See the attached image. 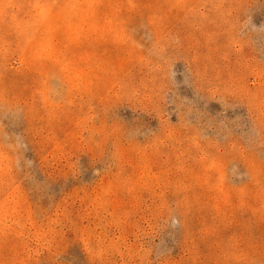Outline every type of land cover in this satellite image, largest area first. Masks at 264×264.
I'll list each match as a JSON object with an SVG mask.
<instances>
[{
  "label": "rangeland",
  "instance_id": "374dc122",
  "mask_svg": "<svg viewBox=\"0 0 264 264\" xmlns=\"http://www.w3.org/2000/svg\"><path fill=\"white\" fill-rule=\"evenodd\" d=\"M0 264H264V0H0Z\"/></svg>",
  "mask_w": 264,
  "mask_h": 264
}]
</instances>
